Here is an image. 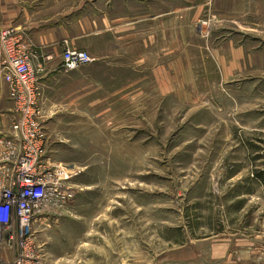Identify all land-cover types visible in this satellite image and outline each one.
Segmentation results:
<instances>
[{"label": "rangeland", "instance_id": "obj_1", "mask_svg": "<svg viewBox=\"0 0 264 264\" xmlns=\"http://www.w3.org/2000/svg\"><path fill=\"white\" fill-rule=\"evenodd\" d=\"M212 19L201 21L206 35ZM129 66L89 64L45 87L48 155L76 191L59 220L37 225L50 264H163L185 242L248 219L231 210L249 207L238 194L264 168V104L253 121L233 118L249 104L194 103L179 86L173 102L151 72Z\"/></svg>", "mask_w": 264, "mask_h": 264}, {"label": "crops", "instance_id": "obj_2", "mask_svg": "<svg viewBox=\"0 0 264 264\" xmlns=\"http://www.w3.org/2000/svg\"><path fill=\"white\" fill-rule=\"evenodd\" d=\"M209 16L213 29L206 35L200 24ZM8 27L25 36L30 47L44 85L46 118V88L52 77L65 72L66 45L89 51L95 58L91 64H132L139 72H151L173 102L179 86L194 103L205 99L251 106L233 114L234 119L263 116L255 110L264 104V0H0V33ZM14 119L0 65V137L11 135ZM255 166L250 190L238 194L247 196L249 207L231 210L247 211L248 219L223 224L215 238L185 242L170 250L163 264H264V192L256 190L264 185V168ZM15 255L0 243V264H12Z\"/></svg>", "mask_w": 264, "mask_h": 264}, {"label": "built area", "instance_id": "obj_3", "mask_svg": "<svg viewBox=\"0 0 264 264\" xmlns=\"http://www.w3.org/2000/svg\"><path fill=\"white\" fill-rule=\"evenodd\" d=\"M25 40L15 27L0 33L1 72L15 112L11 135L0 137V225L5 245L16 251L12 264H50L37 225L59 220L76 191L68 185L73 173L55 169L48 155L44 85ZM62 60L63 70L70 72L95 58L87 50L66 45Z\"/></svg>", "mask_w": 264, "mask_h": 264}, {"label": "bare ground", "instance_id": "obj_4", "mask_svg": "<svg viewBox=\"0 0 264 264\" xmlns=\"http://www.w3.org/2000/svg\"><path fill=\"white\" fill-rule=\"evenodd\" d=\"M63 172H65V171H63Z\"/></svg>", "mask_w": 264, "mask_h": 264}]
</instances>
